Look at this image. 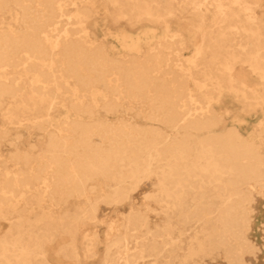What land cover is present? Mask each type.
I'll return each instance as SVG.
<instances>
[{
	"label": "bare ground",
	"instance_id": "obj_1",
	"mask_svg": "<svg viewBox=\"0 0 264 264\" xmlns=\"http://www.w3.org/2000/svg\"><path fill=\"white\" fill-rule=\"evenodd\" d=\"M108 1L116 20L151 19L164 31L107 30L101 38L97 0H0V14L12 13L0 18V114L47 134L35 154L19 148L22 130L0 126V221L10 223L0 264H255L264 116L244 133V119L233 114L228 123L217 104L225 91L252 98L249 105L264 97L236 69L248 65L264 84V32L255 22L264 0L186 2L189 13L213 5L222 19L238 17L206 25L250 42L223 32L196 40L171 27L159 12L172 9L159 0ZM56 109H66L59 121ZM100 109L130 116L109 120L96 116ZM7 144L14 148L1 159ZM261 230L264 245V223ZM61 235L69 240L53 261L45 244Z\"/></svg>",
	"mask_w": 264,
	"mask_h": 264
},
{
	"label": "rangeland",
	"instance_id": "obj_2",
	"mask_svg": "<svg viewBox=\"0 0 264 264\" xmlns=\"http://www.w3.org/2000/svg\"><path fill=\"white\" fill-rule=\"evenodd\" d=\"M125 1V0H124ZM144 0H138V2H142ZM160 4L163 6H170L172 11H167V10H161L159 13L166 17V20L170 23L172 28H182L184 29L189 35L192 37H196V40L199 36H201V33H204L207 36H217L220 37L222 32L225 34L224 36L229 39V37L233 38L236 37L237 39H241L244 36H247V41L250 42L251 35H236L231 33V29L227 27H219L216 26L215 24L213 27H210L206 24H211V23H232L235 20L238 19L236 18H228V19H222L220 18L219 14H216L215 11V6L209 5L207 7H204V13L203 14H198L196 12L189 13L188 11L185 10L186 2L188 0H159ZM223 1H228V0H223ZM97 4L101 5L104 9H101L100 12L96 15L95 21H97V26H96V31L98 35L103 38L104 34L107 30H111L112 32H123L125 31L128 33L130 36L136 37L137 35L141 34L142 31L147 28V27H155V30L157 33L161 34L164 31V28H162V23L157 22L155 20L151 19H135L136 22H130L128 19H119L116 20L114 18L116 16V8L114 4L110 3L108 0H97ZM126 4V3H124ZM138 4V3H137ZM153 5V4H152ZM165 6V7H166ZM163 9V8H162ZM264 5L263 8H258V11L255 13L256 19L255 22H260L262 24V27L264 26ZM263 10V12H262ZM12 13H3L0 14V18L2 21L7 22L10 19L8 18ZM139 13L138 11H135V16H137ZM204 16V18H200L201 16ZM241 16H244V13L240 14ZM219 17V18H218ZM243 18V17H242ZM245 20H248L246 16L243 18ZM66 22V19L62 21V23ZM93 22V19H89L86 21L89 25L90 23ZM201 23V27H196L197 24ZM206 25V26H205ZM261 27V31L264 32V27ZM234 28V27H233ZM256 30V29H253ZM249 32L252 31V29H248ZM247 32V31H246ZM263 37V36H262ZM107 40H109V44H113L116 47V51L122 54L124 52L120 40H118L115 36L109 37ZM235 45V44H234ZM251 45H249V48ZM185 55H188L191 53V50H184L183 51ZM244 69L247 73H249V79L251 80L252 83L258 84L257 86L261 87L263 89L264 84L261 82L262 79L258 74H251L250 73V67L247 65H242L238 64L236 69ZM214 69V68H213ZM216 70V69H215ZM198 79L205 84L203 87L207 89V93L211 96L216 97L217 93L212 89V82L210 79L204 77L201 73L197 74ZM247 95H251L250 91L246 93ZM264 94V91L263 93ZM264 96V95H263ZM258 102L253 105H249V102H253L252 98H249L247 100H243L241 98H238L235 93L233 92H227L225 91L222 94V97L220 98V101H218V107H221V109L227 108L225 112L227 114L224 116V120L227 119L228 123L232 121L233 114H238L239 117L244 119V123L241 125V130L244 133H248L252 129H254L255 125L260 122L264 116V97L260 98L257 100ZM224 111V110H223ZM66 114V109H56L53 112V119L55 121L61 120ZM96 116H99L101 118L109 119V120H115L118 117H129L130 113L126 112L125 109L120 110L119 112L116 113H105L104 110L100 109L96 113ZM141 123L145 122V119L142 117L139 119ZM0 126L3 128H7L11 130L12 132H16L19 129L23 131L24 135L23 138L19 141V148L23 151L28 150L31 151L35 154L41 152L44 147L45 143L47 140V134L44 131H40L36 127L32 126H19V125H12L9 123H6V121L3 119L2 115L0 114ZM222 130L221 128H218V131ZM14 147L10 146L9 144L4 145L3 148V153L4 156H2L1 159H4L5 156H7L11 150ZM140 198H132L130 201H138ZM264 223V198H261L259 203H258V214L255 220V229L253 231L254 237L256 241L258 242L259 247L261 248L259 258L255 260V264H264V245H263V233L261 230V227L263 226ZM9 222L5 220L0 221V236L5 233V231L9 227ZM102 230V227H99ZM69 240L68 235H61V236H56L54 240L48 244H45V248L48 250V256L50 259L53 261H57V254L56 251L59 249V246L62 244H66L67 241ZM83 240L81 236L78 237L77 245L79 248V251L82 254L83 251ZM83 255V254H82ZM63 260H66L67 262H73L75 261V258H63ZM92 261V259H90Z\"/></svg>",
	"mask_w": 264,
	"mask_h": 264
}]
</instances>
